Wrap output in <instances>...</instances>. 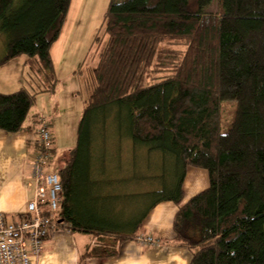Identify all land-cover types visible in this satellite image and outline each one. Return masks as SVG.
<instances>
[{"label": "trees", "instance_id": "16d2710c", "mask_svg": "<svg viewBox=\"0 0 264 264\" xmlns=\"http://www.w3.org/2000/svg\"><path fill=\"white\" fill-rule=\"evenodd\" d=\"M71 2L0 0V68L26 56L45 90H56L51 49ZM212 2L110 1L103 38L95 36L104 46L91 69L77 145L59 170L61 225L97 238L81 261L116 257L117 245L135 238L148 213L170 201L178 207L174 242L190 251V264H264V0H221L219 13H206ZM36 100L23 89L0 92V129L21 132ZM232 100L234 121L223 133L221 103ZM113 107L126 118L132 145L163 159L161 185L148 193L153 204L131 228L115 221L90 181L93 125ZM190 166L207 171L210 184L185 203Z\"/></svg>", "mask_w": 264, "mask_h": 264}, {"label": "rangeland", "instance_id": "374dc122", "mask_svg": "<svg viewBox=\"0 0 264 264\" xmlns=\"http://www.w3.org/2000/svg\"><path fill=\"white\" fill-rule=\"evenodd\" d=\"M15 1L19 3L21 0ZM110 1L72 0L60 40L54 48V67L59 84L53 92L46 91L41 80L28 67L24 69L26 56L0 68V92H12L19 80V89L25 87L30 93L37 94L28 122L32 121L31 116L36 112L46 118L55 139L53 147L60 156V168L67 166L69 153L77 145L78 125L90 95L91 69L96 66L104 46L102 42L98 48L94 43L95 36L103 38L105 28L102 24ZM125 1L115 0V3ZM220 4L221 0H213L205 12L219 13ZM5 47L6 41L0 30V60L6 53ZM221 110L220 132L227 133L234 121L236 101H223ZM117 111L115 107L109 108L105 114L99 113V121L96 119L97 122H94L90 181L92 188L105 198L102 206L108 211L113 210L115 221L131 228V223L153 204L154 197L148 193L161 185L159 178L163 171V159L148 147L132 145L123 128L127 120L122 115L116 117ZM100 129L105 131L102 133ZM193 171H197L198 175H194ZM202 174L205 183L200 185ZM209 184L207 171L190 166L183 201Z\"/></svg>", "mask_w": 264, "mask_h": 264}, {"label": "crops", "instance_id": "0c3cea01", "mask_svg": "<svg viewBox=\"0 0 264 264\" xmlns=\"http://www.w3.org/2000/svg\"><path fill=\"white\" fill-rule=\"evenodd\" d=\"M56 45L57 43L51 49L53 61ZM23 67L27 69L26 62L23 64ZM18 83L19 80L15 85L16 88L12 92H18L20 90L21 85H18ZM21 89L29 92L25 87ZM12 92L8 91L6 93ZM38 116V112L33 113L31 116L32 121L26 123L21 132L9 134L0 129V214H5L8 218L14 217L15 215H24L28 210L27 206L29 201L33 198L34 191L30 184V162L37 144ZM55 158L58 161L60 160L58 154ZM193 172H195L193 173L194 175H198L197 171ZM200 178V185H202L205 183L203 174L200 175ZM208 187H202V191ZM190 199L186 200L185 203ZM177 211L178 207L173 202L169 201L159 204L144 219L142 231L135 238L119 243L117 245L119 253L116 257L105 259L94 257L81 261V257L89 250L88 248L93 247L97 243L95 235L84 232L68 233L64 230L56 231L48 238V241L42 249V254L34 263L190 264L193 258L190 251L186 248L179 247L174 242L173 220L178 213ZM149 237L156 240L155 245H146L140 240L141 238ZM112 241H110L111 244H113Z\"/></svg>", "mask_w": 264, "mask_h": 264}, {"label": "built area", "instance_id": "2783aa9c", "mask_svg": "<svg viewBox=\"0 0 264 264\" xmlns=\"http://www.w3.org/2000/svg\"><path fill=\"white\" fill-rule=\"evenodd\" d=\"M37 144L30 165L33 198L24 215L0 214V264H35L48 238L56 231H71L58 217L63 189L59 161L53 157V133L46 118L38 116ZM155 245L153 238H141Z\"/></svg>", "mask_w": 264, "mask_h": 264}]
</instances>
